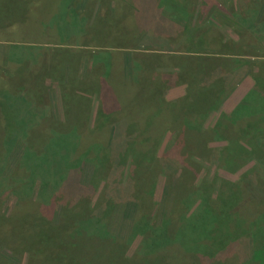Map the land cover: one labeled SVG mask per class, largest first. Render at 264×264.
Listing matches in <instances>:
<instances>
[{
	"label": "rangeland",
	"instance_id": "rangeland-1",
	"mask_svg": "<svg viewBox=\"0 0 264 264\" xmlns=\"http://www.w3.org/2000/svg\"><path fill=\"white\" fill-rule=\"evenodd\" d=\"M73 1L74 4H72ZM169 1L0 0V145L6 147L12 143L11 132L13 140L16 141L15 147L10 151V155L5 157V161L0 159L2 177L0 214H4L6 217L10 216L17 205V199L23 197L22 191L24 192L31 181V178L24 179L23 172H20L15 166L20 155V151L17 154L18 147L22 140L15 136L17 128L13 126L16 127L18 124L15 125L12 119L8 121L11 113L13 115L11 118H15V121L21 117L22 123H28V120L33 122L30 129L37 132L32 135L29 133V136H32V141H36L37 144H32L35 148L41 146L37 142L38 137L43 140L49 136V134L46 136L39 133L46 129L49 130V123H62L66 122L68 118L72 120L76 116L84 115L81 109L73 108L75 100L81 107L87 104V116L84 123L86 125L83 126V130L88 133H82L85 138L81 140L79 138L78 141L84 148L92 146L93 143H98L101 147L102 144L106 145L108 142L115 121V117H113L111 120H104L103 123L101 115L115 111H120L122 116L123 112L129 114V111L136 115V111L132 108L123 106L122 108L120 103L117 107L116 101L119 98L130 99L134 108L141 110V105L137 106L140 95L135 93V88L141 89L142 84H136L131 74L132 66L135 70L141 66H138L137 60L139 64L143 65L142 70H139L141 81L151 83L158 81L162 71L169 75L176 72L182 66L179 64L180 60L189 59L195 57L197 53H202L212 55L217 59L214 63L219 64V68L215 69H221L225 91L213 97L217 101L214 104L215 108H211L209 114H204L205 118L202 117L199 125L203 127L202 132L192 138L194 144L190 141V145H193L190 147L188 155L191 156L190 160L196 164L197 171L196 180L191 182L193 183L192 188L200 189L202 184L212 186V196L208 199L205 198L203 203L211 212L215 209L213 205H221L229 195L233 192L237 193L235 199L237 206L234 210H230L226 216L229 218L228 232L237 231L240 226H236L239 223L238 220L243 222L248 231L254 227L257 219H261L264 225V0H212L217 2H213L214 4L205 2L203 6H201L202 0H175L176 8L181 7L176 18L170 17L169 14L166 15L163 11L161 2L165 4ZM184 9L189 14L196 12L194 19L199 17V21L202 22L200 34L204 33L206 37L199 43L198 38L201 35L195 36L193 40L188 38L189 32H186L182 21V18L187 17L184 16L187 15L183 13ZM220 11L224 12V16L221 17ZM212 18L216 21L214 27L209 24L208 20ZM241 22L244 25L245 33L244 37L239 38L238 30L235 27L237 23L242 24ZM209 26L211 27L209 28ZM218 36L230 45L225 47L224 44H221L223 41ZM198 44L200 45L198 46ZM202 49L206 52L203 53ZM135 55L136 58H133ZM149 55L154 56L150 57ZM126 57L132 58V62H128V67H125L124 70V78H121L122 59H126ZM93 63L95 64L93 65ZM69 65H71L70 70H68ZM88 65L91 67L97 65L96 74L89 71L91 68ZM18 71L22 73L23 79L20 74L18 78L15 77L18 75ZM182 80L177 84L170 83L171 86L166 93L167 100L175 101L184 95L186 85ZM257 83L258 86H256ZM114 84L116 90L113 87ZM199 95L197 92V98ZM202 97L203 95L200 98ZM67 105L73 108L68 109L70 112V114L67 113L68 118L65 115V106ZM241 105L244 107L236 114L240 117L237 125L241 129L240 135L244 138L245 133L256 129V138L254 140V136L249 137L250 139L246 137L240 144L245 147L244 149H248L254 154H251L252 159L248 160L247 157L250 155L243 153L241 154L243 158L239 156L229 167H225L222 166L219 158L211 156L209 148L221 147L223 149L230 143L228 144L226 139L219 137L218 140L211 138V134L208 132L215 126L221 113L231 115ZM210 106L212 105L209 104ZM251 107L254 116L249 117L250 115L247 113L251 111L249 109ZM141 112H144L143 107ZM122 116L121 118H123ZM153 118L155 117L146 120L137 119L138 127H135L137 132L133 136L135 137L134 146L136 145L138 148L151 146L156 130ZM121 126L124 129L127 127L124 124ZM170 137V133L166 132L159 140L157 143L158 155H162ZM197 140L202 145L201 147H204L203 151L193 149ZM128 143L130 142L128 141ZM4 151L5 149L1 152L4 153ZM1 152L0 155H2ZM188 155L186 154L187 160ZM94 161L98 162V159ZM91 163L86 164L84 171L78 176V179L82 176L83 186H75L69 192H60L62 198L72 204L78 201L76 206L83 212L90 204L94 205L103 196L106 185L109 186V182L114 181V191L109 194L115 196V200L119 204L130 200L131 188L124 189L131 182L127 177L128 171L123 176L122 169L109 172L101 168L98 169V175L93 177ZM9 166L13 168L17 178L24 179L18 180L20 181L18 183L19 193L12 191L10 180L6 178L9 174L6 167L9 169ZM147 172L146 175H148ZM106 174H110L109 180L107 178L108 181L105 178L102 180ZM90 178L93 179L91 182L93 186L88 183ZM147 181L146 178V185L150 182ZM166 181L165 176H157L153 183L144 189L145 193L151 196L154 201V213L149 219L154 222V219L156 220L164 212L169 213L170 211L173 212V221L180 226L187 222L186 218L189 215L194 216L193 213L200 209L202 197L200 194H195L189 199L181 196V198H177L175 204L174 199L168 198L165 194ZM31 184L33 186L31 194L35 197L38 193L37 185ZM117 188L120 190L115 191ZM133 189L135 190L134 186ZM199 189L198 191H200ZM127 190L128 192H126ZM123 193L127 194L123 195ZM58 209L56 202L47 203L43 220L46 225L51 224L54 227L58 225ZM122 217L120 211L112 217L115 225L112 224L110 233L116 234L113 231L116 230L121 239L126 240L131 225L130 223L123 225ZM17 218H19L18 215L15 220ZM242 239L244 237H240L236 245H230L229 250L221 254L220 257H216L210 262L201 261V264H258L256 261L247 262L249 255L246 256V253L243 252L245 247H243ZM141 240L139 236L135 240L129 241V246L126 248L114 250V253L110 251L101 256L97 255L93 262L108 259L107 263H109L116 256H122L121 258H126V255L131 256L139 249ZM208 241L209 239H202L198 240V243L208 244ZM8 242L7 233L3 232L0 237V257L9 259L13 257L11 254L15 250L8 245ZM176 246L181 251L182 248L178 244ZM170 249L180 252L174 246ZM142 252L144 255L151 254V250L148 248ZM181 253L187 259L184 260V263L182 260H178L175 255H173V259H168L164 263L197 264L198 261H194V258L198 253L192 250ZM156 257H160V255L157 254L154 259ZM144 258L140 253L138 258H132L127 263L135 264L136 262L139 264V261H143Z\"/></svg>",
	"mask_w": 264,
	"mask_h": 264
},
{
	"label": "trees",
	"instance_id": "trees-1",
	"mask_svg": "<svg viewBox=\"0 0 264 264\" xmlns=\"http://www.w3.org/2000/svg\"><path fill=\"white\" fill-rule=\"evenodd\" d=\"M205 2L214 4L217 1L202 0L201 6ZM72 4H74V1ZM175 4V0H170L165 4L161 2L164 13L166 15L169 14L172 18H176L178 12L180 13L179 8L181 9V7L176 8ZM183 13L187 14H183L187 17L185 19L182 18V21L186 32H189V40H193L195 36L201 35L198 38L199 43L200 40L206 37L204 33L203 35L200 34L202 22L199 21V17L198 19H194L196 12L189 14L184 9ZM220 14L221 17L224 16V12L220 11ZM208 20L209 24L214 27L216 21L213 18ZM243 26V23H237L235 27L238 30L239 38L244 37ZM218 38L221 39L219 36ZM221 40L223 41L224 39L222 38ZM221 44H224L225 47L230 45V43L225 41L221 42ZM201 51L203 53L206 52L203 49ZM153 56L151 55L150 57ZM133 58H136V55ZM216 60L212 55L197 53L195 57L180 60L179 64L182 66L176 72L169 75V73L162 71L161 77H158V81L151 83L141 81L139 70H142L143 65L142 63L139 64L137 60L138 66H141L138 67V70H135L132 66L131 74L136 84H142L141 89L139 87L135 88V93L138 96L140 95L137 106L140 107L141 105V110L136 107L134 108L130 99L126 98V100H123L119 98L116 101L117 107L120 103L121 107L132 108L136 111V115H133L130 111L129 114H127L128 112L126 114L123 112V116L120 111L101 115L103 123L104 120H111L115 117L112 133L106 145L102 144V148L98 143H93L92 146L84 148L83 145L80 146L78 141L79 138L80 140L85 138L82 133H88L83 130V126L86 125L84 123L87 116V104L81 107L78 105V101L76 102L75 100V107L73 108L77 107V109H81L84 115L76 116L72 120L68 118L67 113L70 114L68 109L73 108L69 105L65 106V110L67 111H65V115L68 120L62 123L57 122V124L49 123V130L46 129V131L39 132L46 136L49 134V136L43 140L41 137H38L37 142L41 146H34L35 148H33L32 144L37 143L36 141H32V136H29V133L32 135L37 132L30 129L33 122L28 120V123H22L21 117H19V120L17 119V122L15 118H11L13 116L11 113L8 121L12 119L15 125L16 123L18 124L16 127L13 126L17 128L15 136L22 140L20 147H18L17 154L20 151V155L15 166L16 169L23 172L22 176L24 179L31 178V181L27 185V188L24 189V192L22 191L23 197L21 196L17 199V205L10 216L6 217L4 214H0V237H2L3 232H6L9 238L8 245L12 246L13 250H15L11 254L13 257L9 259L0 257V264H128V260H132L135 257L138 258L140 253L145 258L143 261H139V264H166L164 261L173 259V255L184 263V260L186 261L187 259H185L181 252H190V250L198 253L194 261H198L197 264H201V261L210 262V260L220 257L221 254L229 250L230 245H236L240 237H244L242 239L244 242L243 247H245L243 248V252L246 253V256L249 255L247 262L253 263L256 261L258 264H264V225L261 219H257L254 227L249 231L243 225V222L238 220L239 223L236 224V226L240 225L237 229L238 232H228L229 218L226 216L230 210H234L237 206L235 205L237 193L235 192L234 194L233 192L234 196L233 194L229 195L221 205H213L215 209L212 213L203 204L205 198L208 199L212 196V186L202 184L200 189L196 188L194 190L192 188L193 183L191 182L195 181V176H197L196 164L190 160L191 156L188 155L190 147L194 144L192 138L202 132L203 127L199 125L202 117L205 118L204 114H209L211 108H215L216 105L214 104L217 101L213 97L225 91V82L222 80L221 69H215L219 68V64L214 63ZM129 61L132 62V58L126 57V59H122L121 66L123 71L121 78H124V70L125 67H128ZM88 67L91 68V70L89 69L90 72L92 71V73L96 74L97 65L95 67L88 65ZM70 69L71 65H69L68 70ZM68 70L66 69V71ZM100 70L102 69L100 68ZM19 74L23 79V75L19 71L15 77L18 78ZM117 80L119 79L117 78ZM181 80L186 85L184 95L175 101L167 100L166 93L171 86L170 83L174 82L177 84ZM256 86H258V83ZM113 87L116 90L115 84ZM197 92L200 94L199 98L196 96ZM201 95H203L202 98H200ZM209 104L212 106L209 107ZM242 105L241 107H237L231 115L229 113H221L215 126L209 132L207 131L211 134V138L218 140L217 138L219 137L226 139L228 144L230 143L229 146L223 147V149L221 147L217 149L209 148L211 156L216 157V159L219 158L222 166L225 167H229L239 156L243 158L241 155L243 153L250 155L247 157L248 160L252 159L251 154H254V152L244 149L245 147L240 144L246 137L250 139L254 136V140L256 138V129L250 131L253 135L250 132L245 133L244 138L240 135L241 129L237 126L240 117L236 114L237 111L239 113L244 107ZM142 107L146 114L141 112ZM249 109L251 110L247 113L250 115L249 117L254 116L252 107ZM71 116L73 115L71 114ZM152 117H155L153 119L156 123V130L154 131L155 136L153 135L151 146L147 148L134 146L135 137L133 136L137 132V128H135L138 127L137 119L142 118L146 120ZM150 122L152 123L153 121ZM121 124L127 126L126 129L129 128L126 130ZM166 132H169L171 137L160 156L157 153V143ZM151 133L153 134V132ZM11 136L12 143L9 146L7 145L8 147L0 145V152L5 149L4 153L1 152L2 155H0V159L3 162L5 161V157H8L10 151L15 147L16 141L13 140L12 132ZM190 141L193 144L190 145ZM198 142L197 140L193 149L203 151L204 147H201L202 145ZM255 148H257V145H255ZM186 154L188 155V160L186 159ZM90 155L92 156L90 157ZM97 159L98 162H95L94 160ZM91 162L94 163L92 164ZM89 163H91V168L93 165V171L91 172L93 177L98 175V169L101 168L109 172L122 169L121 173L123 176L128 171L127 177L131 182L124 189L128 188L129 190L131 188L130 200L119 204L115 200L116 197L109 194L111 191H114V181L112 183L110 181L109 186L106 185L105 187L103 196L94 205L90 204V206H87L83 212L76 206L78 205V201L72 204L71 202H67L68 200L65 198H62L60 192H69L75 186H83L81 181L82 176H80V179H78V176L84 171L86 164ZM6 169L9 173L6 178L10 180V185L13 188L12 191L19 193L18 183L20 181L18 180L24 179L17 178L11 166H9V169L6 167ZM146 171H148V175H146ZM157 176L166 177L165 194L168 198H173L175 204L177 198H181V196L189 199L195 194H200L202 197L200 209L193 213L195 214L194 216L189 215L186 218L187 222L184 224L180 226L176 225L172 219L173 212L169 211L167 213L166 210L156 220L154 219V222L149 219L154 213V201L151 196L145 193L144 189L147 186L149 187ZM109 177L110 174H106L102 180L104 178L106 180L108 178L109 180ZM91 178L88 180L89 185L93 184L91 183L93 180ZM146 178L150 181H147L148 185H146ZM1 181L2 177L0 173V185L2 184ZM31 183L37 185L38 193L35 197L31 194L33 187ZM118 190L120 189L117 188L115 191ZM133 192L134 195L132 196ZM126 194L123 193V195ZM116 196H119V194H116ZM52 201L56 202L59 208V223L55 227L51 224L46 225L43 221L47 203ZM119 211L123 215L121 223L123 225L124 223H130L131 225L126 240L121 239L116 230H113L116 234L110 233V229L112 230L113 227L112 224L115 225L112 217L116 213L118 214ZM17 215L19 218L15 220ZM15 222L17 223L15 224ZM139 236L142 239L141 245L133 255H126V258L116 256L109 263H107L108 259L93 262L97 255L101 256L110 251L114 253V250L128 247V242L135 240ZM202 239H209L208 244L198 243V240ZM176 244L182 248L181 251L177 248ZM173 246L180 252L170 249ZM146 248L151 250L150 255L143 254L145 251H142ZM157 254L161 258L156 257L154 259Z\"/></svg>",
	"mask_w": 264,
	"mask_h": 264
}]
</instances>
